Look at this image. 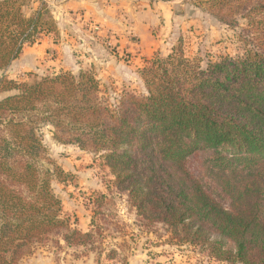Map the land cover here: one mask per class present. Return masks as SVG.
<instances>
[{
	"label": "trees",
	"instance_id": "1",
	"mask_svg": "<svg viewBox=\"0 0 264 264\" xmlns=\"http://www.w3.org/2000/svg\"><path fill=\"white\" fill-rule=\"evenodd\" d=\"M25 1L0 0V72L25 45L57 33L46 0L29 15ZM228 1L206 3L224 9ZM254 10L264 25V0ZM145 61L146 93L118 98L87 70L30 82L0 76V92L10 93L0 99V264H20L48 245L84 248L98 263L105 250L96 216L85 231L64 212L54 182L66 174L50 157L46 127L57 143L102 158L145 224H163L217 261L264 264V46L206 67L178 47ZM201 152H209L204 173L217 196L188 167ZM91 199L101 208L105 196Z\"/></svg>",
	"mask_w": 264,
	"mask_h": 264
},
{
	"label": "rangeland",
	"instance_id": "2",
	"mask_svg": "<svg viewBox=\"0 0 264 264\" xmlns=\"http://www.w3.org/2000/svg\"><path fill=\"white\" fill-rule=\"evenodd\" d=\"M151 1L152 6H161V11L168 13V27L163 33L165 42L147 58L132 60L131 49L122 51L115 39L103 37L94 27L83 25L77 30L75 49L70 50L69 55L64 52L63 58L58 52L49 50L43 60H16L4 72H0V76L5 75L17 82H30L53 73L87 70L96 74L112 98H118L123 92L145 94L146 88L139 74L146 64L145 59L155 55L166 57L173 48H180L187 57L198 59L206 67L209 62L225 56L242 57L247 49H256V44L264 46V25L260 24L262 17L260 12L254 10L260 0L246 1L242 5L238 0H229L224 9L214 8L206 3L207 0ZM40 6L41 0H26L23 10L29 15ZM217 14L225 15L226 21ZM161 22L163 24V20ZM160 33V26L150 29V34L155 37H160ZM130 37L137 47L140 38L134 32ZM79 43H83V47L80 48ZM93 46L100 47L96 51L98 60L89 57ZM7 94L10 93L0 92V99ZM43 131L50 157L66 174L65 180L54 182L64 212L72 221L77 219L78 227L85 231L91 227L92 216H96V223L102 226L101 242L105 250L98 263L96 253L84 248L48 245L23 259L20 264H121L124 258L130 262L136 259L135 264H229L210 258L198 247L178 243L163 224L148 225L142 222L129 205L127 195L117 190L115 178L102 158L75 145L57 143L49 127ZM208 154L197 153L188 159L187 164L200 176L207 189L217 196L218 189L204 173ZM97 193L105 196L101 208H97L91 199ZM111 250H115L116 254L109 259L107 254Z\"/></svg>",
	"mask_w": 264,
	"mask_h": 264
},
{
	"label": "crops",
	"instance_id": "3",
	"mask_svg": "<svg viewBox=\"0 0 264 264\" xmlns=\"http://www.w3.org/2000/svg\"><path fill=\"white\" fill-rule=\"evenodd\" d=\"M46 2L56 20L57 33L43 34L37 43L25 45L16 60H43L49 50L58 52L64 58L65 55H69L70 50L75 49L74 42L78 38L75 35L83 25L89 28L99 26L100 34L111 40L115 39L119 43V49L133 51L132 60L147 58L166 40L163 33L168 27V13L161 11L159 8L161 6L155 4L152 6L151 0H46ZM159 26L160 37L151 35L150 29ZM132 32L140 38L137 47L131 41ZM79 45L80 48L83 47V43ZM98 48L100 47H91L93 51L92 55L89 54L91 60H98L96 56ZM119 53L121 56V52ZM135 262L136 259L129 261L128 264Z\"/></svg>",
	"mask_w": 264,
	"mask_h": 264
},
{
	"label": "built area",
	"instance_id": "4",
	"mask_svg": "<svg viewBox=\"0 0 264 264\" xmlns=\"http://www.w3.org/2000/svg\"><path fill=\"white\" fill-rule=\"evenodd\" d=\"M94 28H95L97 31H100L99 26H94Z\"/></svg>",
	"mask_w": 264,
	"mask_h": 264
}]
</instances>
